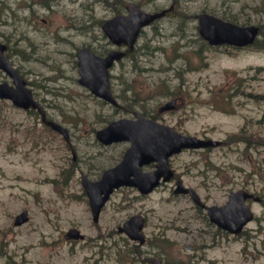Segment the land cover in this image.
<instances>
[{
  "label": "rangeland",
  "instance_id": "374dc122",
  "mask_svg": "<svg viewBox=\"0 0 264 264\" xmlns=\"http://www.w3.org/2000/svg\"><path fill=\"white\" fill-rule=\"evenodd\" d=\"M130 1L145 10L173 2L175 8L146 27L134 54L112 70L123 105L115 109L79 84L76 51L87 43L107 46L99 23L116 4ZM200 11L258 24L257 44L211 47L194 29ZM0 21L7 22L0 40L9 42L13 61L71 140L44 126L35 112L0 100V264H149L154 254L181 264H264V0H0ZM172 97L179 99L177 108L160 110ZM126 108L185 134L225 139V146L187 149L170 163L208 204L225 203L244 185L257 191L262 202L250 200L255 216L242 233L219 229L188 195L174 194L176 179L143 195L119 188L99 222L92 220L81 173L97 179L121 159L130 143L103 145L95 133L130 116ZM24 209L29 221L14 225ZM134 213L146 217L141 247L117 231ZM72 227L85 238L68 239Z\"/></svg>",
  "mask_w": 264,
  "mask_h": 264
},
{
  "label": "water",
  "instance_id": "95a60500",
  "mask_svg": "<svg viewBox=\"0 0 264 264\" xmlns=\"http://www.w3.org/2000/svg\"><path fill=\"white\" fill-rule=\"evenodd\" d=\"M168 10L169 8L156 12L144 11L137 4L131 2L127 6V13L116 14L105 20L102 29L114 43H126L133 47L141 28L161 17ZM198 17L200 34L212 44L244 45L253 42L258 33V27L254 25L241 26L212 13L203 12ZM5 48L6 45L0 43V67L14 78L16 85H10L8 82L0 83V97L11 98L16 105L25 108L38 107L42 111L46 123L61 131L68 139V131L64 126L46 119L40 104L33 98L31 90L25 86V80L3 55ZM123 55L124 52L115 49L103 56L95 53L90 46L80 48L78 51L80 83L88 86L95 94L116 103L110 90L108 68ZM174 103L175 100H172L162 108H171ZM97 137L104 143L128 139L132 144L125 152L121 162L107 169L101 180L90 182L85 176L83 177L95 220L98 219L101 208L114 187L121 184H134L143 192H149L159 184L162 175H164L165 180L173 176L168 163L170 155L181 151L184 147L219 143L212 139L207 140L192 135H184L168 125L143 117L138 113L137 119L120 118L111 121L108 126L97 131ZM151 161H158L157 169L152 172H143L140 166ZM179 191L190 192L194 199L200 203L199 195L194 189L185 187L181 181H178V188L176 189V192ZM251 195L246 190L241 189L232 192L226 204L209 206L208 213L212 221L233 233H239L253 217L250 206L246 203V198ZM27 219L28 212L25 210L17 216L15 223L21 224ZM143 225V217L137 214L119 226V230L125 231L131 238L140 239L143 242L144 236L140 233ZM70 234L78 236L74 231H71ZM152 264L163 263L160 259L153 258Z\"/></svg>",
  "mask_w": 264,
  "mask_h": 264
},
{
  "label": "bare ground",
  "instance_id": "6f19581e",
  "mask_svg": "<svg viewBox=\"0 0 264 264\" xmlns=\"http://www.w3.org/2000/svg\"><path fill=\"white\" fill-rule=\"evenodd\" d=\"M179 32V31H178ZM181 34V33H180ZM18 53H19V51H18ZM146 53V52H145ZM25 56V55H24ZM259 95V94H258ZM259 99H260V95H259Z\"/></svg>",
  "mask_w": 264,
  "mask_h": 264
}]
</instances>
